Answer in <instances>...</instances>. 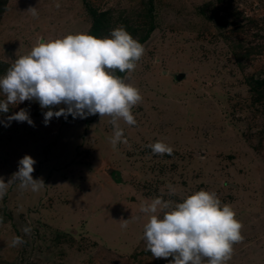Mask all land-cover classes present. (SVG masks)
<instances>
[{
  "label": "rangeland",
  "instance_id": "rangeland-1",
  "mask_svg": "<svg viewBox=\"0 0 264 264\" xmlns=\"http://www.w3.org/2000/svg\"><path fill=\"white\" fill-rule=\"evenodd\" d=\"M95 19L98 38L123 27L144 45L133 71H115L142 96L136 124L119 121L127 142L114 148L109 116L45 125L48 109L27 100L0 112V177L27 154L45 183L16 181L0 199V264H170L146 250L141 206L201 189L243 225L227 264H264V0H0V77L38 42L91 34ZM21 108L34 125L5 126ZM158 141L172 153L154 154Z\"/></svg>",
  "mask_w": 264,
  "mask_h": 264
},
{
  "label": "clouds",
  "instance_id": "clouds-1",
  "mask_svg": "<svg viewBox=\"0 0 264 264\" xmlns=\"http://www.w3.org/2000/svg\"><path fill=\"white\" fill-rule=\"evenodd\" d=\"M56 7H60L59 4ZM28 11L36 16V7ZM145 53L144 45L123 27L115 28L110 36L98 38L86 32L67 34L62 38L38 42L27 55L18 57L6 74L0 77V112L8 113L10 106L24 101H37L42 109L44 123L55 117L68 115L86 118L99 114L111 117L114 135L111 144L126 143L119 121L135 125L131 109L142 96L137 87L116 75L131 72ZM59 110H54L57 106ZM15 120L34 125L27 109L7 116L5 126ZM154 154H171L173 149L163 142L150 144ZM35 159L24 155L18 162V171L5 182L0 177V199L11 183L19 181L22 189L38 192L45 187L43 179H34ZM141 212L149 214L144 225L143 238L146 250L155 258L172 257L170 264H227L233 253V245L243 240L242 223L229 204H222L216 193L199 190L183 202L175 203L156 197L141 206ZM163 212L162 218L156 213ZM129 219H123L126 229ZM28 234L31 229L25 227ZM24 243L16 236L15 247Z\"/></svg>",
  "mask_w": 264,
  "mask_h": 264
},
{
  "label": "trees",
  "instance_id": "trees-1",
  "mask_svg": "<svg viewBox=\"0 0 264 264\" xmlns=\"http://www.w3.org/2000/svg\"><path fill=\"white\" fill-rule=\"evenodd\" d=\"M100 27H101V23L99 21H97L96 19L92 21L91 23V34L95 37H99L98 35H100Z\"/></svg>",
  "mask_w": 264,
  "mask_h": 264
},
{
  "label": "water",
  "instance_id": "water-1",
  "mask_svg": "<svg viewBox=\"0 0 264 264\" xmlns=\"http://www.w3.org/2000/svg\"><path fill=\"white\" fill-rule=\"evenodd\" d=\"M177 78H179V75L177 76Z\"/></svg>",
  "mask_w": 264,
  "mask_h": 264
}]
</instances>
